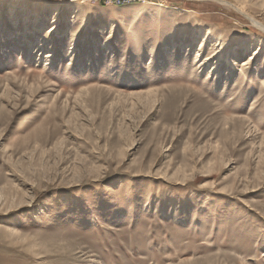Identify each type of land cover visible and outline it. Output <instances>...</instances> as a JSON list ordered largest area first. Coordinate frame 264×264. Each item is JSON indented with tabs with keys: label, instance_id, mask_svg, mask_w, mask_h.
<instances>
[{
	"label": "rangeland",
	"instance_id": "1",
	"mask_svg": "<svg viewBox=\"0 0 264 264\" xmlns=\"http://www.w3.org/2000/svg\"><path fill=\"white\" fill-rule=\"evenodd\" d=\"M0 264H264V0H0Z\"/></svg>",
	"mask_w": 264,
	"mask_h": 264
},
{
	"label": "bare ground",
	"instance_id": "2",
	"mask_svg": "<svg viewBox=\"0 0 264 264\" xmlns=\"http://www.w3.org/2000/svg\"><path fill=\"white\" fill-rule=\"evenodd\" d=\"M249 63H247L246 61L243 62L242 67H247Z\"/></svg>",
	"mask_w": 264,
	"mask_h": 264
}]
</instances>
